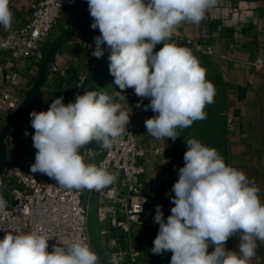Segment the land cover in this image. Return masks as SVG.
<instances>
[{
    "label": "clouds",
    "instance_id": "9594fccd",
    "mask_svg": "<svg viewBox=\"0 0 264 264\" xmlns=\"http://www.w3.org/2000/svg\"><path fill=\"white\" fill-rule=\"evenodd\" d=\"M87 4L91 28L100 32L91 54L103 58L102 45H107L109 73L121 91L115 97L85 91L67 104L60 96L46 111H31L37 151L30 170L46 174L63 188L100 191L114 185L117 176L104 165L86 164L80 149L93 142L105 148L119 142L130 122L129 112L118 102L124 90L132 88L138 97L150 100L136 106L156 113L144 121L153 138L175 142L178 129L206 119L204 109L214 103V85L192 49L169 41L181 24L204 20L217 0H87ZM9 5L10 0H0V27L5 31L13 24ZM160 44L163 47L154 51ZM185 142L184 166L166 193L174 205L171 214L165 219L162 206L155 208L159 230L151 252L170 251V264H251L257 241L264 243L260 189L242 170L226 164L215 148L195 138ZM7 207L0 191V213ZM234 236L239 239L237 250H229L226 242ZM51 238L35 230L7 231L0 239V264H99L85 238L74 242L58 238L49 251Z\"/></svg>",
    "mask_w": 264,
    "mask_h": 264
},
{
    "label": "built area",
    "instance_id": "2783aa9c",
    "mask_svg": "<svg viewBox=\"0 0 264 264\" xmlns=\"http://www.w3.org/2000/svg\"><path fill=\"white\" fill-rule=\"evenodd\" d=\"M69 4V0L32 1L30 19L0 38V60L8 51L16 58L37 56L41 63L44 55L41 47L50 38ZM180 39L206 56L216 55L210 44L183 37ZM255 65L264 68V58L258 57ZM49 69L59 76L66 75V68L55 63H51ZM20 76V72L11 67L0 81V117H6V120L17 112L24 99L17 91L21 87ZM85 79L86 76H83L72 102L77 94H81ZM225 120L229 137L235 132L238 122L235 113L228 107ZM139 130L137 122L130 118L126 132L111 148L80 149L84 160L92 158L95 165H104L117 176V182L109 188L100 191L88 189L86 204H83L81 189L63 188L46 174L32 173L30 166L35 162L37 150L28 153L16 145L15 140L7 138L13 145L17 162H7L0 174L3 184L0 191L8 202L6 211L0 213V239L7 231L35 230L52 237L48 241L49 251L58 238L69 242L85 238L94 251L90 230V210L94 201L100 237L104 238L112 231L115 233L110 239L114 251L110 254L109 264H143L145 257L152 259L148 263L170 264V251L164 252L167 257L163 256L164 253L157 255L151 252L159 225L154 222V215H148L151 189L148 163L151 157L162 154V150L147 147L141 141ZM162 205L166 219L174 206L168 195ZM121 235L127 242L125 246L120 242ZM139 239L142 246L137 245Z\"/></svg>",
    "mask_w": 264,
    "mask_h": 264
},
{
    "label": "crops",
    "instance_id": "0c3cea01",
    "mask_svg": "<svg viewBox=\"0 0 264 264\" xmlns=\"http://www.w3.org/2000/svg\"><path fill=\"white\" fill-rule=\"evenodd\" d=\"M32 1L10 0L9 6L13 13L11 29L30 19ZM87 6V0H72L63 10L47 42L55 40L76 22ZM92 22L91 17L58 49L52 63L65 67L66 75L59 76L48 70L29 110L8 136L28 153L36 151L32 141L35 130L31 127L30 112L46 111L52 101L60 96L64 97L65 104L72 102L82 77H87L89 70L98 62L99 58L91 53L95 48L94 37L100 35V32L98 28H91ZM10 30L5 31L0 27V38ZM181 37L210 44L216 54L215 58L221 62L226 81L227 107L235 113L238 122L235 132L229 136V163L242 170L254 182L264 202V68L255 65L258 57L264 58V0H217V5L207 12L204 20L198 25L181 24L171 40L181 45L184 43ZM43 46L40 51L44 54ZM102 47L107 49V45ZM40 65L37 56L16 58L7 51L0 60V81L11 67L18 70L21 74V87L17 91L24 98L39 73ZM6 121V117H0V130ZM100 145L93 142L85 147L98 148ZM7 148L8 163L17 162L9 140ZM238 244V237H231L229 250H237ZM251 264H264V243L257 241L256 254Z\"/></svg>",
    "mask_w": 264,
    "mask_h": 264
},
{
    "label": "rangeland",
    "instance_id": "374dc122",
    "mask_svg": "<svg viewBox=\"0 0 264 264\" xmlns=\"http://www.w3.org/2000/svg\"><path fill=\"white\" fill-rule=\"evenodd\" d=\"M169 42H173L172 40ZM178 45V44H177ZM190 48L185 45H179ZM162 44L157 45L154 51H158ZM192 49V48H190ZM194 52H199L192 49ZM201 53V52H200ZM110 52L108 48L105 50L103 58H99L98 62L89 70L85 81L83 82V89L81 94H84L85 91H103L108 93L109 95L116 96V91H121L117 85L114 84V77L109 73V64L110 61L108 59ZM213 59V66L210 65V74L213 77L212 79L218 80V77L221 78L222 81L215 83V108L216 114L215 118V131L214 133L217 136H220V122L222 121V117L220 116L221 110L226 111L227 109V99H225L224 95L227 93L226 89V81L222 72L221 62L215 58ZM212 60V59H211ZM124 95L123 99L118 100L121 103L125 110H127L130 114V117L137 122L140 127V138L141 141L149 148H161L162 154L158 156H153L150 158L148 163L149 168V176L151 177V189L150 193V203L148 207V215L153 217L155 215V208L157 205H161L164 203L165 198L167 197L166 193H169L174 183L178 180V169H179V157L177 155L176 142H173L170 138H162L156 139L149 135H147V130L145 127L144 121L147 118H151L156 115V113L152 112L150 109L145 111L143 106L137 107L136 105L143 100V104L147 105L150 103L149 99L138 97L134 89L128 88L122 92ZM221 117V119H220ZM209 125L204 120L195 121L191 127H188V131L185 137V140L189 138L198 139L200 142L206 138V129H208ZM227 138L228 133H227ZM100 147H102L100 145ZM104 149V148H103ZM86 164H94V159L89 158L84 160ZM83 204H86L88 201V189H83ZM174 195V193H172ZM92 207L90 210V230L93 241V248L95 253L99 257L100 264H109L110 254L114 251V248L111 245V237L115 235L112 231L111 234L106 235L104 238H101L99 235V222L96 216V203L92 202ZM231 237L226 242L229 244ZM120 242L122 246H125L127 242L124 240V237L120 236ZM137 245L142 246V241L137 240ZM214 249L210 246L208 251L211 252ZM164 257H167L165 253ZM172 256V254H171ZM171 256H168L171 258ZM143 264H153L148 263V261H152L151 258L145 257L143 258Z\"/></svg>",
    "mask_w": 264,
    "mask_h": 264
},
{
    "label": "water",
    "instance_id": "95a60500",
    "mask_svg": "<svg viewBox=\"0 0 264 264\" xmlns=\"http://www.w3.org/2000/svg\"><path fill=\"white\" fill-rule=\"evenodd\" d=\"M90 18L91 16L89 14L87 6L81 17L72 25H70L60 36H58L45 51L41 61L39 73L34 79L19 109L7 120V122L0 130V174L3 172L8 162L7 138L11 134L13 128L17 125V123L21 120V118L29 110L31 104L33 103L37 93L39 92V89L41 88L46 78L49 66L52 63L56 52L72 37L74 33L82 28L90 20ZM149 182L151 184L150 176Z\"/></svg>",
    "mask_w": 264,
    "mask_h": 264
},
{
    "label": "trees",
    "instance_id": "16d2710c",
    "mask_svg": "<svg viewBox=\"0 0 264 264\" xmlns=\"http://www.w3.org/2000/svg\"><path fill=\"white\" fill-rule=\"evenodd\" d=\"M53 41L54 40L48 41L47 43L44 44V46H43L44 53ZM182 45L188 46L185 42L182 43ZM193 53L198 58L201 66L206 69V79L208 81H210L213 85H215L216 82L222 81L221 78H219V77H218V80H216L217 78L212 79L213 77L210 74V65L213 66V59L214 58L206 56L205 54L200 53V52H194L193 51ZM214 89H215V86H214ZM224 97H225V99H227V93L224 95ZM215 99H216V96H214V102H215ZM204 111L207 114L206 119H204V121L207 122L209 127H208V129H206V138L201 143L210 147V148H215L218 151V153L223 157L225 163L230 165V163H229V140L227 138L225 109L220 111V113H221L220 116L222 117V121L220 122V136H217V134L214 133V131L216 129L214 116L217 113L214 103L207 105L205 107ZM221 117H220V119H221ZM177 131L179 132L180 137H178L175 140V142H176V148H177V152H178L177 155L179 157V168H180V167L184 166L183 156L187 150L185 137H186L188 129L187 128L178 129ZM229 246H230V242H229V244H226V248L229 249Z\"/></svg>",
    "mask_w": 264,
    "mask_h": 264
}]
</instances>
